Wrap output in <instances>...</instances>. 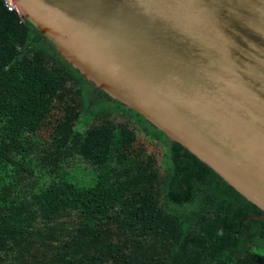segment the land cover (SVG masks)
Returning <instances> with one entry per match:
<instances>
[{
	"label": "trees",
	"instance_id": "1",
	"mask_svg": "<svg viewBox=\"0 0 264 264\" xmlns=\"http://www.w3.org/2000/svg\"><path fill=\"white\" fill-rule=\"evenodd\" d=\"M263 216L0 0V264H264Z\"/></svg>",
	"mask_w": 264,
	"mask_h": 264
},
{
	"label": "water",
	"instance_id": "2",
	"mask_svg": "<svg viewBox=\"0 0 264 264\" xmlns=\"http://www.w3.org/2000/svg\"><path fill=\"white\" fill-rule=\"evenodd\" d=\"M14 2L86 78L264 212V0Z\"/></svg>",
	"mask_w": 264,
	"mask_h": 264
},
{
	"label": "built area",
	"instance_id": "3",
	"mask_svg": "<svg viewBox=\"0 0 264 264\" xmlns=\"http://www.w3.org/2000/svg\"><path fill=\"white\" fill-rule=\"evenodd\" d=\"M4 4L5 7L8 9V11L10 12H16L17 14H19V17L23 19L22 14L19 11V8L17 6V4L14 2V0H4Z\"/></svg>",
	"mask_w": 264,
	"mask_h": 264
},
{
	"label": "rangeland",
	"instance_id": "4",
	"mask_svg": "<svg viewBox=\"0 0 264 264\" xmlns=\"http://www.w3.org/2000/svg\"><path fill=\"white\" fill-rule=\"evenodd\" d=\"M125 119H126V118H124V117H119V121H121V122H124ZM137 134H138L139 136H141V138H145V136H144L143 134L139 133L138 130H137ZM159 154H160V156H161V158H162V156H163L162 149H160Z\"/></svg>",
	"mask_w": 264,
	"mask_h": 264
}]
</instances>
